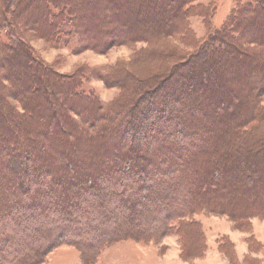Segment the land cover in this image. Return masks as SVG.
<instances>
[{"label":"trees","instance_id":"trees-1","mask_svg":"<svg viewBox=\"0 0 264 264\" xmlns=\"http://www.w3.org/2000/svg\"><path fill=\"white\" fill-rule=\"evenodd\" d=\"M198 1L0 0V32L9 36L0 42V219H8L0 225V264H44L63 245L97 260L115 244L175 232L181 259L193 264L208 250L196 214L227 216L240 228L264 219V0L238 4L192 57L164 55L177 64L147 78L150 87L134 85L138 77L128 72L130 82H116L122 96L110 112L81 94L74 78L37 61L26 39L58 47L68 25L79 53L186 41L191 18L209 26ZM131 5L141 7L134 33ZM13 233L23 240H10ZM253 237L250 249L264 248ZM218 251L241 264L227 237Z\"/></svg>","mask_w":264,"mask_h":264},{"label":"rangeland","instance_id":"rangeland-1","mask_svg":"<svg viewBox=\"0 0 264 264\" xmlns=\"http://www.w3.org/2000/svg\"><path fill=\"white\" fill-rule=\"evenodd\" d=\"M85 1L87 2L88 0ZM245 2H249V0H199L197 3L206 7L209 12V26L200 16L191 18L190 28L192 30L193 37H187L186 41H182V38L178 37L174 38L173 40H166L156 44L139 42L131 45L113 47L111 50H107L105 52L82 49L81 53H79L80 50L75 52L77 49L78 39L73 34L70 26L68 25L63 28L61 43L58 47L42 38L37 39L35 37H26V39L29 41L30 49L34 53L35 58H37V61L45 64L49 71H54L58 75L67 76L69 79L74 78L72 82H78L80 85L82 84L79 90L81 94L87 98L93 97L96 103L99 104L98 106L101 105L105 107L106 110H108L106 112H110L112 111L111 109H117V103L122 96L121 88L119 87V84H116V82H130V75L128 74L127 76L128 72L138 77L136 78L137 81L132 80L134 85H137L138 81H147V78L151 79L157 76H164L165 74L161 75L164 70L162 67L165 68L166 66V72L168 73L170 68L177 64V60L175 59H172L173 61L168 59L166 60L168 55H171L173 51H175L177 54L181 55V58H184V56L192 57L198 51V46L200 44L206 41L211 35L214 34L215 31L221 29L227 23L232 11L238 7V4L242 5V3ZM130 8L131 13L129 12L128 15L133 18L137 17V19L134 20L135 28L130 31V33H134V30L141 25V22L138 20L140 13L139 10L141 7H135L131 5ZM147 15L148 16L146 19L150 23H159H154L152 14L148 13ZM143 17L144 16H141V19L146 20ZM88 32H92V29H88ZM94 35H96V33ZM0 42H9V36L7 32H0ZM104 44L105 42L102 45ZM150 82L151 81L148 82L149 87L151 86ZM113 105L114 108H112ZM19 110H21V107ZM83 110L86 114H88L90 111V105L86 104L83 107ZM83 115L84 114L79 115L74 112L71 113V116L75 121L82 120ZM40 135L45 138L47 137L45 132H42ZM116 142L120 144V139H118ZM63 145L65 147L66 142H64ZM63 145L60 147H63ZM77 145L79 144L75 141L73 146H71L72 149H75ZM117 145L118 144L112 145L111 147L118 150ZM3 146L4 145L2 144V147ZM79 159L80 155H76L73 161H78ZM89 177H91V175ZM89 177L86 178V175L81 176L84 181H87L86 179H89ZM75 179L78 181V178ZM84 190L88 192L92 189L88 187L84 188ZM84 199H86V197ZM28 203H30L29 200L22 205V209L24 207L26 212L30 210ZM36 208L40 211L44 210V206L41 204H36ZM5 212L6 214H3L7 215V217L11 214L9 210H6ZM206 217L219 218L222 222H225L223 224L226 231H229L232 234H235V232H240L247 236L246 243L248 250L243 254L244 257H242V259L238 258L236 246L231 241L234 244L236 256L241 264H246V258L257 261L256 264H264V248L256 246L253 249H250L248 244L249 238L254 236L252 221L256 219L260 220L263 221L262 223L264 225V219H251V222L248 223L249 225L251 224L250 228L249 225H246L247 221H244L243 227L240 228L227 216H212L202 212L200 214H196L193 218L195 221L201 224L205 237L206 233L201 221H205ZM5 218L0 219V225L3 222L5 223L8 221V219ZM227 222L231 224V228L228 226ZM215 225L216 224L210 225L213 232ZM219 230L220 227L216 226V234L213 235V238H210L211 240H216V235H218ZM14 234L15 233L9 235L10 240H23V238ZM218 236V241L225 237L220 235ZM2 238L3 236L0 235V239ZM227 238L230 239L229 237ZM253 238L257 240L255 237ZM181 246L182 240L180 239V235L175 232L174 235L165 237L163 239H158L156 242L150 241L145 243H135L133 241H124L115 244L112 247L105 249L97 260H92L81 258V253L77 248L69 245H63L55 249L47 257L44 264H190L188 262H184L181 259ZM177 251L179 253V259L174 258V256L176 257ZM196 260H194V262ZM226 261L229 264L227 259ZM250 263L253 264L252 261H250Z\"/></svg>","mask_w":264,"mask_h":264},{"label":"crops","instance_id":"crops-1","mask_svg":"<svg viewBox=\"0 0 264 264\" xmlns=\"http://www.w3.org/2000/svg\"><path fill=\"white\" fill-rule=\"evenodd\" d=\"M202 225L204 227V231L206 233L207 241H208V251L204 258L196 260L193 264H228L226 259L219 253L218 251V235L222 237H229L231 241L236 246V252L238 255V258L242 259L244 257V253L247 252V243L246 239L247 236L245 234H242L240 232H235V234L230 233L229 231H226L224 224L225 222H222L219 218H208L206 217L205 221H201ZM263 221L260 220H254L252 221L253 225V235L257 239L259 243H261L264 246V225L262 223ZM216 224L214 226V232L211 230L210 225ZM228 226L231 228V224L228 223ZM219 226L220 230L218 232V235L216 240H211L210 238H213V235L215 233V227ZM174 258L179 259V253L177 251L176 257Z\"/></svg>","mask_w":264,"mask_h":264}]
</instances>
